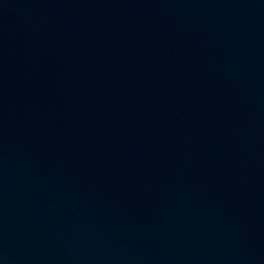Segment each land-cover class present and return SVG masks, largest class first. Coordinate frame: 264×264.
I'll use <instances>...</instances> for the list:
<instances>
[{
    "label": "water",
    "instance_id": "obj_1",
    "mask_svg": "<svg viewBox=\"0 0 264 264\" xmlns=\"http://www.w3.org/2000/svg\"><path fill=\"white\" fill-rule=\"evenodd\" d=\"M0 264H264V0H0Z\"/></svg>",
    "mask_w": 264,
    "mask_h": 264
}]
</instances>
